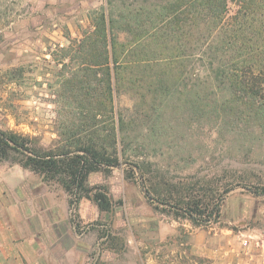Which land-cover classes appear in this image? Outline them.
I'll list each match as a JSON object with an SVG mask.
<instances>
[{
	"label": "rangeland",
	"instance_id": "rangeland-1",
	"mask_svg": "<svg viewBox=\"0 0 264 264\" xmlns=\"http://www.w3.org/2000/svg\"><path fill=\"white\" fill-rule=\"evenodd\" d=\"M83 1V5H68L70 10L61 12L55 22H31L28 32L21 22L30 11L25 1L0 0V130L53 148L65 144L60 136L64 118H78L70 102L104 103L107 64L96 59L83 65L80 44L97 32V14L105 11L108 18L113 9L115 23L111 28L107 22V33L123 54L118 55V64L109 66L115 143L105 145L109 153L117 154L120 165L91 176L117 174L119 181L112 186L123 189L127 198L120 194L111 201L108 197L113 211L130 206L129 198L138 192L148 209L143 211L145 219L138 214L134 219L148 223L155 232L149 236L143 229L138 245L131 241V231L125 232L123 254L134 257V264H208L199 261L208 259L192 251L197 229L229 228L264 244V134L233 129L227 118L204 110L198 95L199 77L204 75L200 62L191 61L189 74L182 65L184 0ZM137 23L141 33L135 31ZM155 32L162 36L158 44L152 43ZM139 34L144 38L139 39ZM143 43L142 52L147 54L139 87L131 74L141 60ZM80 86L85 89L77 90ZM226 189L232 191L221 203L218 220L219 192ZM120 220L131 224L125 212ZM109 249L116 246L101 247L95 256H111ZM108 261L106 257L97 262Z\"/></svg>",
	"mask_w": 264,
	"mask_h": 264
},
{
	"label": "trees",
	"instance_id": "trees-1",
	"mask_svg": "<svg viewBox=\"0 0 264 264\" xmlns=\"http://www.w3.org/2000/svg\"><path fill=\"white\" fill-rule=\"evenodd\" d=\"M184 7L182 65L185 74H189L191 61L196 58L200 62L204 75L199 77L198 95L204 110H213L227 118L233 129L242 128L245 132L260 131L264 134V0H184ZM137 16L134 14L135 20ZM95 22L97 32L82 41L80 47L84 49L83 65L96 59H102L107 64V97L104 103L99 105L94 100L79 99L70 102L78 118L76 115L64 118L60 136L65 139V144L54 145L53 148L33 145L35 143L26 136L0 130V163L19 164L40 174L47 182L59 184L71 195L72 201L85 196L93 199L102 210H109L111 204L108 197L99 191L91 195L95 187L89 188L87 184L92 173L120 165L117 154L109 153L110 148L105 144L115 143L109 66L111 62L118 64V55L123 53L115 38H111L110 43L107 33V22L111 28L115 23L114 10H110L108 18L105 11H101ZM135 31L141 33L139 23ZM138 37L144 38L143 34ZM151 38L153 44H158L162 36L160 32H155ZM140 47L143 54L130 78L139 87L144 73L143 57L147 54L142 52L146 47L144 43ZM76 89L85 88L80 86ZM86 90L89 92L90 88ZM100 116L106 120H100ZM107 124L109 127L106 129ZM144 189L145 196L150 200L147 189ZM230 191L232 189L219 192L218 220L221 217V203ZM162 197L172 199L174 196ZM186 200L190 207V195ZM178 202L181 204L182 201ZM199 261L211 263L204 259Z\"/></svg>",
	"mask_w": 264,
	"mask_h": 264
},
{
	"label": "crops",
	"instance_id": "crops-1",
	"mask_svg": "<svg viewBox=\"0 0 264 264\" xmlns=\"http://www.w3.org/2000/svg\"><path fill=\"white\" fill-rule=\"evenodd\" d=\"M24 1L30 11L21 16L22 30L28 32L31 22H55L61 12L70 10L66 8L68 5L84 4L83 0ZM91 175L87 184L95 187L91 195L103 192L111 201L121 198L120 194L126 195L123 189L112 186L113 181H119L116 173L97 178ZM135 195L129 198L131 205H126L127 208L102 210L89 197L72 201L63 187L45 181L40 174L17 164L0 163V264H88L93 259L97 262L95 254L111 244L116 249H109L112 253L109 261L98 264H134V257L123 254L125 232L131 231V241L136 245L141 243L139 234L143 229L147 228L149 236L155 235L148 223L144 225L134 219L148 209L142 196L138 192ZM124 212L131 224L120 220ZM212 230L197 229L193 233L195 255L210 260L211 264H243L250 259V264H264L263 251L253 247L254 243L251 258L242 254L245 233L229 228Z\"/></svg>",
	"mask_w": 264,
	"mask_h": 264
},
{
	"label": "built area",
	"instance_id": "built-area-1",
	"mask_svg": "<svg viewBox=\"0 0 264 264\" xmlns=\"http://www.w3.org/2000/svg\"><path fill=\"white\" fill-rule=\"evenodd\" d=\"M243 240L241 241V245L243 247V253L242 254H245V256H248L249 258L252 257V249H251V246L253 244V247H256L258 249H261L263 251V254H264V244H260L259 241H255V240H252V237H248V238H244V236L242 237ZM106 257H108V255H105L104 253H99L98 256H97V261L99 260H104ZM251 260V259H250ZM250 260L248 262H243V264H250ZM96 263V260L93 259L92 261H89L88 264H95Z\"/></svg>",
	"mask_w": 264,
	"mask_h": 264
}]
</instances>
